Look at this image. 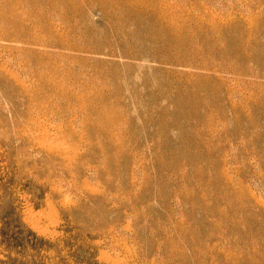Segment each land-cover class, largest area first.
I'll use <instances>...</instances> for the list:
<instances>
[{
	"label": "rangeland",
	"instance_id": "rangeland-1",
	"mask_svg": "<svg viewBox=\"0 0 264 264\" xmlns=\"http://www.w3.org/2000/svg\"><path fill=\"white\" fill-rule=\"evenodd\" d=\"M166 1L0 0V264H264V0Z\"/></svg>",
	"mask_w": 264,
	"mask_h": 264
},
{
	"label": "bare ground",
	"instance_id": "bare-ground-1",
	"mask_svg": "<svg viewBox=\"0 0 264 264\" xmlns=\"http://www.w3.org/2000/svg\"><path fill=\"white\" fill-rule=\"evenodd\" d=\"M16 1H20V0H16ZM119 1L124 2V5L126 6L125 10H126L127 15L132 13V12H135V13L136 12H144V13L148 14L149 20L152 23L154 22V24H156L160 27L158 30V37H163V35L165 34L164 31H166L167 32L166 34L173 36L174 39L180 38L181 35L178 33L177 25L179 24L181 16L176 12H175V15H173L174 7L172 5H170L166 0H164V1L163 0H157L160 3H156L157 1L151 0L153 5L151 3H149V0L148 1H145V0H119ZM7 10H6V7H0V11H2V13L5 14V16H6V22H7L9 27H12L15 25L18 26L19 25L18 23H21V24L24 23L25 16H22L15 9H12V7L11 8L7 7ZM8 14H11V15H8ZM140 20L141 19L139 18V23L143 24V22H140ZM147 24H148L147 29L144 27H141L145 32L147 30L149 32V29H151V30L153 29L152 25L149 26V22H147ZM120 31L124 32L122 30H120ZM122 35H126L127 37L125 38V40L123 39V40L118 41V43L121 46L122 45L125 46V48L122 46L123 52L121 55L124 57H130V58L131 57H134V58L137 57V54H135L132 50H130V47L133 46V45L130 46V44H131L130 39H138L137 32L135 30L134 31L131 30L130 32H126V30H125V32ZM147 40H148V38H147ZM164 40H166V36H165ZM143 42H144V44L147 42L145 37L143 38ZM110 43H112V42H110ZM128 43H129V45H128ZM107 46H109V45H107ZM111 47L112 46L109 47L110 49L107 52L109 53V55H116L117 53H116L115 49L113 47L112 48ZM148 54H149V52H148ZM47 142H50V141H47ZM43 143H44V141H43ZM56 145H57V143H56Z\"/></svg>",
	"mask_w": 264,
	"mask_h": 264
}]
</instances>
